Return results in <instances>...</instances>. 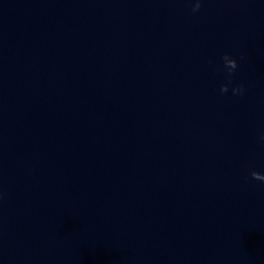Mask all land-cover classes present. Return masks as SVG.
I'll return each instance as SVG.
<instances>
[{
  "label": "water",
  "instance_id": "95a60500",
  "mask_svg": "<svg viewBox=\"0 0 264 264\" xmlns=\"http://www.w3.org/2000/svg\"><path fill=\"white\" fill-rule=\"evenodd\" d=\"M0 264H264V0H0Z\"/></svg>",
  "mask_w": 264,
  "mask_h": 264
},
{
  "label": "clouds",
  "instance_id": "9594fccd",
  "mask_svg": "<svg viewBox=\"0 0 264 264\" xmlns=\"http://www.w3.org/2000/svg\"><path fill=\"white\" fill-rule=\"evenodd\" d=\"M199 4H197V8H199ZM232 66L235 68V67H238V61H237V59L235 58V57H233V61H232ZM243 86L241 85V86H238L237 87V89H236V94H240V93H242L243 92Z\"/></svg>",
  "mask_w": 264,
  "mask_h": 264
}]
</instances>
